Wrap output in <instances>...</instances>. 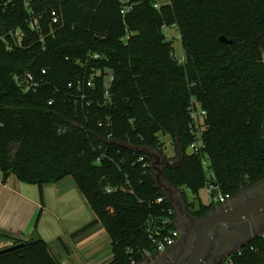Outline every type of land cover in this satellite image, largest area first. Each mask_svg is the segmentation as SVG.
Instances as JSON below:
<instances>
[{
    "label": "trees",
    "instance_id": "16d2710c",
    "mask_svg": "<svg viewBox=\"0 0 264 264\" xmlns=\"http://www.w3.org/2000/svg\"><path fill=\"white\" fill-rule=\"evenodd\" d=\"M131 1L123 17L119 0H0L1 181L37 185L41 203L31 237L0 233L12 243L0 264H62L37 227L43 186L65 179L94 216L76 233L101 224L108 264L158 253L175 212L143 149L162 154L165 136L178 162L162 177L194 195L198 206L183 192L196 217L216 206L199 197L207 183L233 197L264 180V0ZM174 27L183 62L163 32ZM192 99L205 111L200 154ZM217 264H264V236Z\"/></svg>",
    "mask_w": 264,
    "mask_h": 264
},
{
    "label": "crops",
    "instance_id": "0c3cea01",
    "mask_svg": "<svg viewBox=\"0 0 264 264\" xmlns=\"http://www.w3.org/2000/svg\"><path fill=\"white\" fill-rule=\"evenodd\" d=\"M171 188L176 196L185 201V204L186 199L188 202L191 201L187 197V192L190 191ZM191 195L194 201V195L192 193ZM43 196L44 206L37 232L50 244L52 252L62 264H108L112 260L110 239L101 224L76 233L92 221L94 216L71 179L56 184H45ZM203 203H210L209 199L207 203ZM40 208L37 185L22 183L14 175H11L6 183H2L0 172L1 234L28 239L32 235L33 224ZM183 222L188 225H183ZM175 226L179 232L175 243L154 255H149L137 264H159V262L164 264L165 260L173 262L177 257V251L181 252L188 247V243L182 241V233L191 226V222L183 221V217L175 212ZM8 243L11 241L0 238V249L6 247Z\"/></svg>",
    "mask_w": 264,
    "mask_h": 264
},
{
    "label": "water",
    "instance_id": "95a60500",
    "mask_svg": "<svg viewBox=\"0 0 264 264\" xmlns=\"http://www.w3.org/2000/svg\"><path fill=\"white\" fill-rule=\"evenodd\" d=\"M219 39L231 43L223 36ZM143 151L152 160L153 178L157 186L173 204L174 211L183 217V221L191 222V226L182 233V241L188 243V247L181 252L177 251L173 262L165 260L164 264H217L264 230V180L248 189L241 187L238 194L230 200L214 206L203 216L196 217L187 210L185 201L175 195L162 177V168L157 165L167 161L166 158H162L155 150ZM100 186H106L105 179L101 180Z\"/></svg>",
    "mask_w": 264,
    "mask_h": 264
},
{
    "label": "built area",
    "instance_id": "2783aa9c",
    "mask_svg": "<svg viewBox=\"0 0 264 264\" xmlns=\"http://www.w3.org/2000/svg\"><path fill=\"white\" fill-rule=\"evenodd\" d=\"M119 1L121 4L120 13L123 17L130 10H132L134 5L137 4V2H132L131 0H119ZM168 3H169V0H153V6L155 8H160L161 6L166 5ZM51 15H52V20L55 21L57 19L56 12L52 11ZM130 34L131 33H128L125 36V39H128L130 37L129 36ZM94 57H97V55H95ZM28 80H32L31 76H28ZM111 80H112V76H108L106 83H105V86L107 88H109ZM189 110H190V115H191L192 120L195 121V130L193 132L195 135V139L189 145V150L194 153L200 154L204 148V144L201 139V132L203 129L202 118L205 115V111L201 108L200 104L197 103L194 99L191 100ZM205 192L209 199V202H215L216 204H223L232 198L229 193H223L218 185L214 183H210V182L207 183L205 187ZM157 201L160 202L161 198H159ZM178 234L179 232L177 229L174 228L173 230H171L169 232V235L165 236L162 240H159L157 242V249L159 251H162L166 247L173 245L175 243V240ZM260 234L264 236V230ZM11 245L12 243L7 244V246H11Z\"/></svg>",
    "mask_w": 264,
    "mask_h": 264
},
{
    "label": "rangeland",
    "instance_id": "374dc122",
    "mask_svg": "<svg viewBox=\"0 0 264 264\" xmlns=\"http://www.w3.org/2000/svg\"><path fill=\"white\" fill-rule=\"evenodd\" d=\"M163 32L166 34V36H168L169 39L172 40L175 57L180 62H183L185 55L180 45V39H179V34L177 32V29L175 27L174 28H164ZM161 140L164 143V150L161 156L162 158H166L167 161L161 162L160 164L157 165V167L162 168L166 164L175 165L178 162V160L175 157V151H174V145H173L172 139L169 136H165V137H162ZM199 195L203 202H206V203L208 202V198L205 193V188L199 192ZM187 197L189 200H191L190 202H193L191 192H187ZM193 203L195 204V206H198L197 201H195V199Z\"/></svg>",
    "mask_w": 264,
    "mask_h": 264
},
{
    "label": "flooded vegetation",
    "instance_id": "af4514ba",
    "mask_svg": "<svg viewBox=\"0 0 264 264\" xmlns=\"http://www.w3.org/2000/svg\"><path fill=\"white\" fill-rule=\"evenodd\" d=\"M183 225L187 226L188 224H186V223L183 222ZM186 229H187V228H186Z\"/></svg>",
    "mask_w": 264,
    "mask_h": 264
}]
</instances>
